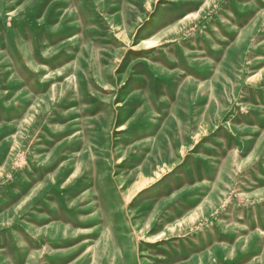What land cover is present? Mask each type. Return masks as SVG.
<instances>
[{
    "label": "rangeland",
    "instance_id": "374dc122",
    "mask_svg": "<svg viewBox=\"0 0 264 264\" xmlns=\"http://www.w3.org/2000/svg\"><path fill=\"white\" fill-rule=\"evenodd\" d=\"M0 264H264V0H0Z\"/></svg>",
    "mask_w": 264,
    "mask_h": 264
},
{
    "label": "bare ground",
    "instance_id": "6f19581e",
    "mask_svg": "<svg viewBox=\"0 0 264 264\" xmlns=\"http://www.w3.org/2000/svg\"><path fill=\"white\" fill-rule=\"evenodd\" d=\"M143 44H144V43H143ZM143 44H139L138 46H136V48L140 47V46L143 45Z\"/></svg>",
    "mask_w": 264,
    "mask_h": 264
}]
</instances>
